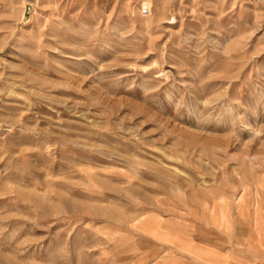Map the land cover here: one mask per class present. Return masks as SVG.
<instances>
[{
    "label": "rangeland",
    "instance_id": "obj_1",
    "mask_svg": "<svg viewBox=\"0 0 264 264\" xmlns=\"http://www.w3.org/2000/svg\"><path fill=\"white\" fill-rule=\"evenodd\" d=\"M254 201L264 0H0V264H169Z\"/></svg>",
    "mask_w": 264,
    "mask_h": 264
},
{
    "label": "crops",
    "instance_id": "obj_2",
    "mask_svg": "<svg viewBox=\"0 0 264 264\" xmlns=\"http://www.w3.org/2000/svg\"><path fill=\"white\" fill-rule=\"evenodd\" d=\"M213 215L209 225L200 226L202 234L173 243L169 264H264V203Z\"/></svg>",
    "mask_w": 264,
    "mask_h": 264
}]
</instances>
